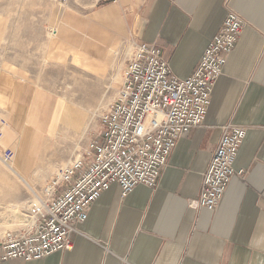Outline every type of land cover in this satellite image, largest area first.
<instances>
[{"label": "crops", "instance_id": "obj_1", "mask_svg": "<svg viewBox=\"0 0 264 264\" xmlns=\"http://www.w3.org/2000/svg\"><path fill=\"white\" fill-rule=\"evenodd\" d=\"M229 10L246 27L216 81L206 119L177 141L158 186L140 184L123 196L113 184L76 223L71 250L3 260L0 245V264H264V0H96L86 11L63 12L47 56L93 78L114 79L119 72L123 77L135 47L147 43L160 47L173 73L185 78ZM1 90L4 127L28 142L19 171L28 176L39 149L30 140L43 138L27 122L39 86L21 79ZM67 103L57 137L90 136L84 155L99 135L101 117L97 128H85L86 109ZM228 123L246 130L236 173L216 209L196 207L192 202Z\"/></svg>", "mask_w": 264, "mask_h": 264}, {"label": "built area", "instance_id": "obj_2", "mask_svg": "<svg viewBox=\"0 0 264 264\" xmlns=\"http://www.w3.org/2000/svg\"><path fill=\"white\" fill-rule=\"evenodd\" d=\"M245 27L242 16L229 10L196 69L185 78L173 73L160 47L137 45L117 97L100 116L98 137L75 165L54 173L42 192H36L32 224L6 231L0 241L2 259L31 261L71 250L76 223L88 218L92 204L113 184L123 196L140 184L156 188L177 141L206 119L213 88ZM6 123L0 115V158L10 164L16 151L3 146ZM245 135L242 126H223L192 205L217 208L236 173Z\"/></svg>", "mask_w": 264, "mask_h": 264}, {"label": "rangeland", "instance_id": "obj_3", "mask_svg": "<svg viewBox=\"0 0 264 264\" xmlns=\"http://www.w3.org/2000/svg\"><path fill=\"white\" fill-rule=\"evenodd\" d=\"M95 1L0 0V92L1 88L8 86V82L13 84L15 80L21 79L35 82L39 86L36 96L41 95L40 103L36 102L35 96L27 117L28 126L34 121L32 110L37 107L51 121L41 125L42 140L35 138L31 141L39 147L35 158L37 164L26 177L30 178L37 193L42 192L49 177L83 156L82 151L90 137L85 134L76 138L57 137L67 101L76 102L86 109L85 128H97L99 117L115 100L121 87L120 84L114 86V83L123 80L121 72L114 79L100 80L67 63L51 62L47 56L48 43L57 24L62 21L63 12L67 8L86 11ZM0 115L8 121L6 115L1 112ZM36 121L39 122L38 119ZM3 131V146H11L18 158H22L28 142L22 140L20 133L13 128L11 131L9 127H3ZM63 151H69L73 157L61 156ZM8 166L0 158V221L3 218L1 213L6 211L8 205L15 202H28L31 205L35 196ZM35 172L37 175H34ZM23 213L34 216L31 206L23 208Z\"/></svg>", "mask_w": 264, "mask_h": 264}, {"label": "bare ground", "instance_id": "obj_4", "mask_svg": "<svg viewBox=\"0 0 264 264\" xmlns=\"http://www.w3.org/2000/svg\"><path fill=\"white\" fill-rule=\"evenodd\" d=\"M52 35H54V33H52ZM52 37V36H51ZM53 38V37H52ZM55 38V37H54ZM57 40V39H56ZM60 40V39H59ZM62 40V39H61ZM93 58V57H92ZM108 58V57H107ZM106 61V60H105ZM106 66V65H105ZM118 66V64H117ZM120 66V65H119ZM119 69V68H118ZM120 74V72L118 73ZM40 96L41 95H37L36 96V102L37 103H40ZM65 97V96H64ZM51 104V102H49ZM54 106V105H52ZM60 107V106H59ZM38 108V107H37ZM37 108H34L32 110L35 118H34V121L33 123H31V125H29V127L31 129H34V130H39L41 131V125L47 123V122H50L51 121L49 120V118L47 117V115L45 114V112L43 110H38ZM43 109V108H42ZM61 109V108H60ZM57 110V109H56ZM56 114V113H55ZM60 116V115H59ZM62 118V117H61ZM39 120V122H37L36 120ZM55 124V123H54ZM47 127V125H46ZM52 127V126H51ZM44 128V127H43ZM53 130V129H52ZM55 131V129H54ZM32 132V131H31ZM27 133V131H26ZM54 133V132H53ZM25 134V133H24ZM31 135V134H30ZM54 135V134H53ZM29 136V135H28ZM28 138V137H27ZM38 139L37 137H33L32 140L30 141H33V139ZM29 141V140H28ZM17 153V152H16ZM26 158V157H25ZM39 159V158H38ZM81 158H79L78 160H75V162L72 163L71 166L67 167V168H71L73 165H75ZM23 162V158H18V156L16 155L14 157V160L12 161V164H9V168L11 170V172L16 176V178L22 182L23 184H25L29 189L30 191L35 195L33 200H32V204L29 205L28 202H23V203H18V202H15V203H12L10 205H8V207L6 208V211L4 213H1L3 216L2 218V221H0V237L3 235V233L7 230H10V229H15L16 227L18 228L19 226L21 227H27L29 225L32 224L33 220H34V217L35 216H32V217H29L27 214H24L23 213V208H30V206L32 207L33 204L35 202H37V199H36V192H35V189L32 185V182L30 181V178L28 179L26 176H23L20 174V166ZM27 165V164H25ZM26 167V166H25ZM25 170V168H24ZM34 175H37V172H35ZM33 212V211H32ZM5 235V234H4ZM3 235V236H4Z\"/></svg>", "mask_w": 264, "mask_h": 264}]
</instances>
